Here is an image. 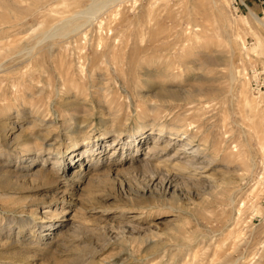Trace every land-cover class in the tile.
<instances>
[{
  "label": "rangeland",
  "instance_id": "1",
  "mask_svg": "<svg viewBox=\"0 0 264 264\" xmlns=\"http://www.w3.org/2000/svg\"><path fill=\"white\" fill-rule=\"evenodd\" d=\"M31 1L0 0V264H264V191L254 179L264 154L251 127L264 119V88L250 83L254 68L264 70V27L252 16L264 22L259 3L232 14L228 0H71L75 28L59 35L47 13L64 0ZM112 14L103 30L123 50L118 63L98 45V20ZM194 34L226 62L190 59L184 70L177 62ZM132 50L173 61L176 76L144 82L153 67L127 69ZM171 128L182 139L168 133L166 150H149ZM192 134L212 161L183 171L176 162L191 153Z\"/></svg>",
  "mask_w": 264,
  "mask_h": 264
},
{
  "label": "bare ground",
  "instance_id": "2",
  "mask_svg": "<svg viewBox=\"0 0 264 264\" xmlns=\"http://www.w3.org/2000/svg\"><path fill=\"white\" fill-rule=\"evenodd\" d=\"M95 1V0H94ZM93 1V2H94ZM101 1V3L102 4H104L107 0H100ZM111 1H113V0H111ZM118 1V0H117ZM125 1V0H124ZM165 1V0H164ZM20 2V1H19ZM30 2H32L31 0H30ZM99 2V1H98ZM121 2H123V0H121ZM112 3V2H111ZM108 4V3H107ZM105 5V6H108V5ZM113 4V3H112ZM116 4V3H115ZM119 4V3H118ZM122 4V3H121ZM37 5V4H36ZM72 5V1L71 0H64L62 3H60V4H58V5H55V6H53V7H51L50 8V10L48 11V13L47 14H49V16H51L50 18V20H51V22H49V25L50 24H52L53 26H51V28H50V30H49V32H51V31H53L54 33H57V34H63V33H66V32H69L70 30H71V33L73 32V29L75 28L74 27V23H73V19L76 17V15L78 16V14L77 13H74V12H69V13H67V11H69L67 8L69 7V6H71ZM88 5V4H87ZM89 5H91L90 3H89ZM95 5V4H94ZM7 6V5H6ZM33 6V5H32ZM101 6V5H100ZM88 7V6H87ZM113 7H115V6H113ZM216 7V6H215ZM84 8H86V7H84ZM92 8V7H91ZM89 9V11L90 12H92L91 14L93 15V16H95L98 12H100V7L99 6H94V8L93 9ZM107 8V7H106ZM121 8V7H120ZM110 9H112V7L110 8ZM117 9V8H116ZM119 9V8H118ZM117 9V10H118ZM82 10H83V8H82ZM85 10V9H84ZM109 10V9H108ZM152 10H153V7H152ZM152 10L151 9H149V11H148V15L150 16L151 15V13H152ZM104 11V10H103ZM106 11V10H105ZM115 11V10H114ZM85 12V11H84ZM83 12V13H84ZM217 12V11H216ZM80 13V12H79ZM83 13L81 14V15H83ZM101 13V12H100ZM114 13V12H113ZM119 13V12H118ZM90 13L89 14H87V15H90V16H92ZM80 15V16H81ZM86 15V16H87ZM113 15V14H112ZM111 15V16H112ZM84 16V15H83ZM85 16V17H86ZM89 16V17H90ZM222 16V15H221ZM253 17H254V19L258 22V23H260L263 27H264V22L260 19V17L256 14V13H254L253 15H252ZM84 17V18H85ZM88 17V16H87ZM86 17V18H87ZM96 17V16H95ZM94 17V18H95ZM219 17V16H218ZM79 18H81V17H78V18H76V20H78ZM85 18V19H86ZM90 18H92V17H90ZM110 18V17H109ZM115 18V14L109 19V21H107V22H104V20H102V19H99L98 20V29H99V33H98V45H104L105 46V50H103L102 52H101V55L102 56H109L110 57V60H111V62L113 61V63H118L119 62V58L121 57V55H122V53H123V50L122 49H119V47H118V49L116 50L115 48H114V46L112 45L111 46V44H106V41H105V36H104V28H105V25H106V27L109 29V26H110V22H112V24L114 23L113 22V19ZM134 18V17H133ZM89 19V18H88ZM97 19V18H96ZM96 19H93V21L94 20H96ZM112 20V21H111ZM149 20H150V18H149ZM219 20V19H218ZM75 21V20H74ZM90 21L91 20H89L88 22L90 23ZM150 21H152V20H150ZM223 22H224V20H222ZM219 22H221V21H219ZM86 23V22H85ZM215 23L216 24H218L216 21H215ZM45 24L46 23H44L43 24V26H45ZM48 24V23H47ZM87 24V23H86ZM91 24V23H90ZM89 24V25H90ZM48 25V27H50ZM80 25V24H79ZM224 25V24H223ZM2 26V25H1ZM80 26H82V25H80ZM80 26H76V27H80ZM84 26V25H83ZM87 26V25H86ZM74 27V28H73ZM224 27V26H223ZM226 27V26H225ZM78 28H76V30H79ZM48 29V28H47ZM80 29H81V27H80ZM85 29V28H84ZM225 30V29H224ZM7 31V30H6ZM9 31V30H8ZM108 31V30H107ZM225 32H226V30H225ZM76 33H77V31H76ZM81 33V32H80ZM70 34V33H69ZM48 35V34H47ZM82 35V34H81ZM84 35V34H83ZM185 35V34H184ZM21 36H23V35H21ZM46 36V35H45ZM51 36V35H50ZM55 36V35H54ZM62 36V35H61ZM152 36H154V34L152 35ZM199 35H189L188 37H187V39H185V40H187V42H188V45L186 46V48L184 49V51L183 52H181L180 53V56H179V58H180V61L179 62H177L180 66H184V68L185 67H188V63H190V59H194L195 61L197 60L198 61V63L199 64H202V65H206V64H208L209 62L210 63H215V64H222V61H223V63H225L226 61H224L226 58V54L223 52V50H221V49H218V48H216V47H213L212 48V50H211V52L213 53L212 55H210V54H208L203 48H201V44L203 43V42H207V40H205V39H201L200 37H198ZM168 37V36H167ZM143 38V37H142ZM151 38V37H150ZM39 39V38H38ZM140 39V38H139ZM166 38H164V40H165ZM169 39H170V37H169ZM177 39V38H176ZM21 40V39H20ZM143 39H140V41H142ZM181 40V39H180ZM10 42H12V41H10ZM137 42H138V40H137ZM155 41H153V43L151 44L152 46H150V47H147V48H145V49H142V48H140V49H142L143 51H147V50H149L150 48L151 49H153V46L154 45H156V43H154ZM167 42H170L169 40L167 41ZM19 43V42H18ZM17 43V44H18ZM16 44V45H17ZM51 44V43H50ZM120 44V43H119ZM135 44V43H134ZM141 44V43H140ZM171 44V43H170ZM121 45V44H120ZM119 45V46H120ZM236 45V40H233L232 41V46L231 47H233V46H235ZM48 46V45H47ZM108 46L110 47V48H108ZM125 46V45H124ZM134 46V45H133ZM137 46V45H136ZM168 46V45H167ZM229 46V45H228ZM35 47V46H34ZM34 47H33V49H34ZM53 47V46H52ZM97 47V46H96ZM123 47V46H122ZM138 47V46H137ZM166 47V46H165ZM183 47V46H182ZM210 47H212V46H210ZM32 48V47H31ZM49 48V47H48ZM47 48V49H48ZM120 48H121V46H120ZM124 48V47H123ZM27 49V48H26ZM52 49V48H51ZM136 49V48H135ZM30 50H32V49H30ZM94 50V49H93ZM142 50L140 51H138L136 54H135V51H133V53H132V55H131V57L129 58H127V69H134L133 71H135V70H138V69H142V67L143 66H150V67H153V69L152 70H154V72H152V70L149 68V70L151 71V72H148L146 75H147V78L144 80V82L146 81V82H155V80H156V78L158 77V78H160L161 80H166V79H168L169 77H174V76H176L175 74V72H173L172 70L173 69H171V66L173 65V61H170V60H165V61H163V62H157V61H153V59L152 58H148V57H145V55H143V54H141L142 53ZM161 50V49H160ZM168 50V49H167ZM174 50V49H173ZM6 52V51H5ZM29 52V51H28ZM148 52V51H147ZM50 53V52H49ZM167 53V52H166ZM168 54V53H167ZM20 55V54H19ZM28 55V54H27ZM81 55V54H80ZM97 55V54H96ZM99 55V54H98ZM120 56V57H119ZM122 56H124V55H122ZM211 56V57H210ZM212 56H215V57H212ZM25 58V57H24ZM23 58V59H24ZM211 59H212V61H211ZM228 59V58H227ZM226 59V60H227ZM50 60V59H49ZM105 60V59H104ZM107 61V60H106ZM122 61V60H121ZM107 63V62H106ZM125 63V62H124ZM175 63V62H174ZM191 63H193V62H191ZM214 64V65H215ZM209 65V64H208ZM174 66V65H173ZM219 66V65H218ZM176 66H174V68H175ZM181 68V67H180ZM184 68H182V69H184ZM189 68V67H188ZM191 68H193V67H191ZM84 69V68H83ZM190 69V68H189ZM184 70H187V68H185ZM192 70V69H191ZM132 71V70H131ZM139 71V70H138ZM142 71H143V69H142ZM232 71V70H231ZM229 72V73H231V75H232V72ZM140 72V71H139ZM183 72V71H182ZM135 73V72H134ZM187 73V72H186ZM141 74V73H140ZM230 75V74H229ZM238 75V74H237ZM189 76V75H188ZM192 76V75H191ZM219 76V75H218ZM182 77V76H181ZM190 77V76H189ZM215 77V76H214ZM229 77V76H228ZM235 77V76H234ZM57 78V77H56ZM100 78V77H99ZM192 79H195V80H198V79H200V77H198V76H195V77H191ZM202 78V77H201ZM204 78V77H203ZM211 78V77H210ZM210 78H209V80H210ZM217 78V77H216ZM231 78H233V77H231ZM178 79V78H177ZM213 79V78H212ZM219 79V78H218ZM230 79V78H229ZM171 80V79H170ZM173 80V79H172ZM231 80V79H230ZM233 80V79H232ZM94 81H95V79H94ZM101 81V80H100ZM218 81V80H217ZM98 82V81H97ZM60 83H61V81H60ZM94 83V82H93ZM138 83H139V81H138ZM141 83V82H140ZM151 85V84H150ZM242 85H243V83H242ZM70 86V85H69ZM105 86V85H104ZM47 87V86H46ZM222 87V86H221ZM241 87H243V86H241ZM240 87V88H241ZM201 88V87H200ZM203 88V87H202ZM47 89V88H46ZM221 89V88H220ZM164 90V89H163ZM198 90V89H197ZM203 90V89H202ZM209 90V89H208ZM222 90V89H221ZM221 90H219V89H217V90H211V92L212 93H214V94H217V95H219V94H221ZM243 90V89H242ZM68 91V90H67ZM192 91V90H191ZM190 91V92H191ZM224 91H226V90H224L223 89V92L222 93H224ZM48 92V91H47ZM138 92V91H137ZM169 92V91H168ZM170 92H173V91H170ZM176 92V91H175ZM178 92V91H177ZM189 92V91H188ZM196 92V91H195ZM244 92V91H243ZM203 93V92H202ZM205 93V92H204ZM209 94H210V92H208ZM211 93V94H212ZM168 94V93H167ZM189 94V93H188ZM187 94V95H188ZM72 95V94H71ZM140 95V94H139ZM177 95V94H176ZM70 96V95H69ZM76 96V98H75V100L73 101H71V104H78V102L77 101H79V96H77V95H75ZM102 96V95H101ZM194 96H196V95H194ZM198 96V95H197ZM211 96V95H210ZM241 96V95H240ZM60 97V96H59ZM74 97V96H73ZM86 97V96H85ZM84 96L83 97H81L82 99L83 98H85ZM167 97H169V96H167ZM171 97V96H170ZM178 98V97H177ZM67 99V98H66ZM242 99L244 100V103H245V105L244 106H248L249 108H250V110H251V113H252V111H253V113L255 112L254 110H255V108H256V106H255V98H250L247 94H243V97H242ZM85 100V99H84ZM2 102V101H1ZM2 104H5V103H2ZM81 104V103H80ZM5 106L4 105H0V109L1 108H4ZM8 109V108H7ZM258 114V113H257ZM256 114V115H257ZM150 117V116H149ZM255 117V116H254ZM264 117V116H263ZM257 119V118H256ZM2 121V120H1ZM176 121H178V120H176ZM5 123H7V122H5ZM1 124V123H0ZM252 125H251V127L253 128V130H256L257 131V133H256V135H258V139L257 140H259V148H260V150H259V152L261 151L263 154H264V119L261 117L259 120H257V121H255L254 122V119H253V122L251 123ZM118 125V124H117ZM7 126V125H6ZM5 126V127H6ZM119 126V125H118ZM181 126V125H180ZM1 127V126H0ZM9 127H11V126H9ZM8 127V128H9ZM112 127H114V126H112ZM183 127V126H182ZM181 127V128H182ZM13 128V127H12ZM140 128V127H139ZM181 128H180V130H181ZM142 129V128H141ZM153 126L152 125H150V128L148 129V130H146V131H141L140 133V135L139 136H137V138H135V139H133L134 141V147L136 148V149H138V146H139V142L140 141H143V140H145L146 138H148L149 137V135L151 134V133H153ZM179 130V128H173V130H172V128L171 129H168V130H164V129H159L158 130V133H157V135H159V137H161L160 138V142H158V144H151L150 145V147H149V150L150 149H153L152 151H157V150H161V149H163V150H166L167 148H168V146H169V144L171 143V141H169L168 139H167V134L169 133L170 134V138L172 139V138H177V140H181L182 139V137H181V132H184V131H180ZM184 130V129H183ZM5 131V130H4ZM139 134V133H138ZM5 135V134H4ZM103 136V135H102ZM186 136H188V135H186ZM190 137V139H188L187 138V141H186V144H191V143H193L195 140L193 139V138H195V134H192V135H189ZM19 137V136H18ZM159 137H158V139L157 140H159ZM135 140H136V142H135ZM204 140V139H203ZM115 141V137L113 138V141H112V143ZM205 141L206 140H204V144H202V146L199 144L198 146H193L194 145V143L193 144H191V146H189L188 147V149H189V151L191 152L190 154H188V155H185V156H183L182 158L181 157H179L178 158V160H177V162H176V165L179 167V168H183V171L186 169V168H192L193 170L194 169H196V168H205V167H207V163H206V160H209V161H212V158H211V156L208 154V152H207V148H206V144H205ZM207 142V141H206ZM131 143V142H130ZM111 144V143H110ZM132 144V143H131ZM175 144V143H174ZM176 148V147H175ZM181 148H183V147H177V149L176 150H178V152H179V150L181 149ZM88 149V148H87ZM128 149H130V153H131V148H128ZM209 149V148H208ZM114 150H116V146H114ZM86 153V152H85ZM241 154H243V152H240V153H238V154H234V153H232V152H230V153H228V155H227V157L228 158H240V156H241ZM262 154V155H263ZM193 155H199L200 157H204V159H202V160H194V158H192V156ZM91 156V153H88V154H85L84 155V157L85 158H88L89 157V161H93V159L90 157ZM176 156V151H175V153L172 155V156H170L171 158H173V157H175ZM244 158V157H243ZM145 159V157H143L142 158V160H144ZM20 162V161H19ZM95 162V161H94ZM241 162V161H240ZM149 163V162H148ZM242 163V162H241ZM83 163H82V161L80 162V167H81V165H82ZM108 166V165H107ZM143 166H147V164H143ZM209 166V165H208ZM163 167V166H162ZM152 169V168H151ZM154 170V169H153ZM79 171H80V169H78L77 171H75V176H77L78 177V179L79 178H81V176H80V173H79ZM82 171V170H81ZM158 171V170H157ZM155 172V171H154ZM159 172V171H158ZM163 172V171H162ZM36 173L37 174H39V175H42L43 177H47L48 175H49V172H45V171H43V170H38V171H36ZM160 173V172H159ZM213 173V172H212ZM211 175V174H210ZM152 176V175H151ZM155 176H156V174H155ZM207 177V176H206ZM212 177V176H211ZM253 191V190H252ZM27 224V223H26ZM24 227H25V223H22V226H21V230L23 231L24 230Z\"/></svg>",
  "mask_w": 264,
  "mask_h": 264
},
{
  "label": "built area",
  "instance_id": "3",
  "mask_svg": "<svg viewBox=\"0 0 264 264\" xmlns=\"http://www.w3.org/2000/svg\"><path fill=\"white\" fill-rule=\"evenodd\" d=\"M228 9L232 14H239L244 10H249V0H228ZM260 7L261 11L264 14V0H256ZM253 73L250 77L251 89L252 91L258 93L264 88V70H258L254 68ZM262 168L257 169V172L254 176L255 181H258L260 188L264 191V162L261 164Z\"/></svg>",
  "mask_w": 264,
  "mask_h": 264
}]
</instances>
